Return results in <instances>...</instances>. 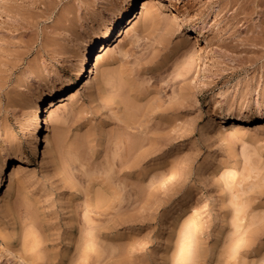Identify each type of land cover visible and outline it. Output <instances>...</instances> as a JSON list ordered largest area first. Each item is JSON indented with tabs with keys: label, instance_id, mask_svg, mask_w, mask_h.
<instances>
[{
	"label": "rangeland",
	"instance_id": "1",
	"mask_svg": "<svg viewBox=\"0 0 264 264\" xmlns=\"http://www.w3.org/2000/svg\"><path fill=\"white\" fill-rule=\"evenodd\" d=\"M116 1L0 0V264H81L82 214L94 204L86 264H168L177 224L201 204L191 264H227L231 203L216 176L230 164L248 175L236 186L248 225L236 264H261L264 4L160 0L129 36L124 21L101 39L100 18ZM118 43L112 65L90 73L93 55ZM188 52L193 74L172 81ZM226 83V106L248 127L234 143L213 112Z\"/></svg>",
	"mask_w": 264,
	"mask_h": 264
},
{
	"label": "bare ground",
	"instance_id": "2",
	"mask_svg": "<svg viewBox=\"0 0 264 264\" xmlns=\"http://www.w3.org/2000/svg\"><path fill=\"white\" fill-rule=\"evenodd\" d=\"M231 1V0H230ZM250 1V0H249ZM248 0L242 4L243 6H252L264 4V0H253L252 4ZM252 1V0H251ZM232 3V2H231ZM161 4L160 0H117L113 6L100 18L101 24L104 25V31L101 39L111 37L114 28L120 25L124 21H129L125 32L123 33L125 37L129 36L136 29L139 23L140 15L147 14L152 10L159 7ZM263 6V5H262ZM255 8V7H254ZM139 15V17H138ZM263 15V14H262ZM157 13L154 16L147 18L144 21V27L150 28L153 21L158 17ZM159 18V17H158ZM234 19V18H233ZM152 27V26H151ZM120 47L119 43L112 46L106 45L102 46V49L93 55L92 68L90 73L97 74L102 63H105L107 67L111 66L113 63V58L111 57L114 52ZM180 64L176 65L173 69L170 79L172 81H181L189 78L197 66V58L195 53L188 52ZM85 65V64H84ZM79 69V75L83 73V66ZM109 70V69H108ZM109 72H107L108 74ZM103 87V84H101ZM101 85L98 84L97 92L101 95L100 91H103ZM230 89L229 83L224 84V86L219 89L217 96L213 102V112L226 120L228 126L223 130V142L238 141L240 138L245 136L248 132V127L245 124V120L236 114H231L226 106V96ZM104 97V96H101ZM65 109V104L60 103L56 109H50L48 113V118L52 121L55 118L57 112H61ZM66 118V117H65ZM243 152V150H242ZM245 152H243L244 154ZM245 156V154H244ZM183 164H178L173 170L165 172L158 178V184L163 187L166 183L175 180L179 177V171ZM217 178L220 177V188L226 191V199L231 203V236L228 240L229 248V259L227 264H236L238 261L239 250L248 236L247 222L244 216L241 215L243 200H241V195L243 194V189H238L236 186L239 184L241 179H248V175L240 172L236 169L235 164L224 165L223 168L218 172ZM244 177V178H243ZM93 206L86 208L82 214L84 228L85 242L82 243L80 257L78 259L79 263H88L89 256L95 249L96 236H95V221L93 217ZM206 220V210L205 205L201 204L191 210L183 216L180 222L177 224L175 229L176 240L173 242L167 250L169 251V263L168 264H191L192 260L196 258V242L197 236L201 231V227ZM28 237L31 239V246L37 248L39 246L38 236L36 230L31 226L28 227ZM1 235V233H0ZM2 248V247H0ZM198 256V255H197ZM30 261H28L29 264ZM261 264H264V257L262 258Z\"/></svg>",
	"mask_w": 264,
	"mask_h": 264
}]
</instances>
